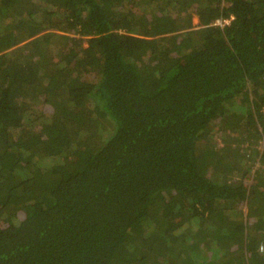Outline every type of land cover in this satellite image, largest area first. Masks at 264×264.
<instances>
[{
	"label": "trees",
	"instance_id": "trees-1",
	"mask_svg": "<svg viewBox=\"0 0 264 264\" xmlns=\"http://www.w3.org/2000/svg\"><path fill=\"white\" fill-rule=\"evenodd\" d=\"M0 264H264V0H0Z\"/></svg>",
	"mask_w": 264,
	"mask_h": 264
},
{
	"label": "rangeland",
	"instance_id": "rangeland-1",
	"mask_svg": "<svg viewBox=\"0 0 264 264\" xmlns=\"http://www.w3.org/2000/svg\"><path fill=\"white\" fill-rule=\"evenodd\" d=\"M197 21V20H196ZM242 139V138H241ZM216 141H218L219 143H218V145H221V144H223V142L220 140V138H218V139H216ZM240 140H238V139H236L234 142V144H236V145H239L240 147H245L247 144H246V142L244 143V142H239ZM242 150V149H241ZM245 149H243L242 150V152H251L252 150H251V148H249V150L247 151V150H245ZM253 152V151H252ZM241 166H242V164H241ZM256 169V166L255 167H253L252 168V170H255Z\"/></svg>",
	"mask_w": 264,
	"mask_h": 264
},
{
	"label": "built area",
	"instance_id": "built-area-1",
	"mask_svg": "<svg viewBox=\"0 0 264 264\" xmlns=\"http://www.w3.org/2000/svg\"><path fill=\"white\" fill-rule=\"evenodd\" d=\"M227 22H228V20L218 19L216 23L220 24V25H223L224 23H227Z\"/></svg>",
	"mask_w": 264,
	"mask_h": 264
},
{
	"label": "crops",
	"instance_id": "crops-1",
	"mask_svg": "<svg viewBox=\"0 0 264 264\" xmlns=\"http://www.w3.org/2000/svg\"><path fill=\"white\" fill-rule=\"evenodd\" d=\"M196 20H197V19H195L194 22H197Z\"/></svg>",
	"mask_w": 264,
	"mask_h": 264
}]
</instances>
